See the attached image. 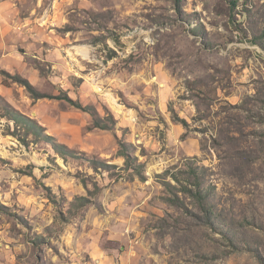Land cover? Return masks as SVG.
Returning a JSON list of instances; mask_svg holds the SVG:
<instances>
[{
	"label": "rangeland",
	"instance_id": "obj_1",
	"mask_svg": "<svg viewBox=\"0 0 264 264\" xmlns=\"http://www.w3.org/2000/svg\"><path fill=\"white\" fill-rule=\"evenodd\" d=\"M0 264H264V0H0Z\"/></svg>",
	"mask_w": 264,
	"mask_h": 264
},
{
	"label": "trees",
	"instance_id": "obj_2",
	"mask_svg": "<svg viewBox=\"0 0 264 264\" xmlns=\"http://www.w3.org/2000/svg\"><path fill=\"white\" fill-rule=\"evenodd\" d=\"M13 120L17 122H24L26 128L25 130L28 132H32L34 135L39 136L40 138H44L45 135H43L42 132V126L39 125L36 122H33L29 118H25L23 116L13 115ZM169 175V170H166L163 174L158 175L157 177L160 178V181L162 182L163 186L168 192L167 200L171 202L172 204H180V199L177 195V192H175L173 189L176 188V184L171 183L169 180L166 179V176ZM173 180L179 184V188L177 191L182 192L184 195L192 197L197 200L198 203L202 204L205 201V193L201 187V183L199 180V176L196 172V168L192 170V176L186 177V179H183L184 181H181L178 177H176L174 174L170 175ZM190 178H193L191 180ZM205 208V207H203ZM208 211V210H207Z\"/></svg>",
	"mask_w": 264,
	"mask_h": 264
}]
</instances>
